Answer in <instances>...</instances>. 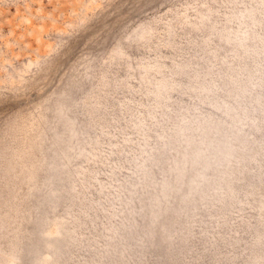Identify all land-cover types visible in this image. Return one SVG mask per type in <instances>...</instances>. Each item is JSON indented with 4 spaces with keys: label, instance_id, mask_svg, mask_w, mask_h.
<instances>
[{
    "label": "rangeland",
    "instance_id": "374dc122",
    "mask_svg": "<svg viewBox=\"0 0 264 264\" xmlns=\"http://www.w3.org/2000/svg\"><path fill=\"white\" fill-rule=\"evenodd\" d=\"M12 253L264 264V0H0Z\"/></svg>",
    "mask_w": 264,
    "mask_h": 264
},
{
    "label": "bare ground",
    "instance_id": "6f19581e",
    "mask_svg": "<svg viewBox=\"0 0 264 264\" xmlns=\"http://www.w3.org/2000/svg\"><path fill=\"white\" fill-rule=\"evenodd\" d=\"M199 124L201 125V127H205V125H207V123L206 122H203V121H199ZM172 149H174L173 147H172ZM229 155H230V153H228ZM197 156H199V153H197V152H195L194 154H193V157H189V155L188 156H186V155H184L183 157H182V165H180L179 166V162L180 161H177V163H176V161H175V163H174V165H178V168H177V170L181 173L182 171H183V169H184V165L185 164H188L189 162L191 163V164H195V162H194V160L196 159V157ZM180 158V157H179ZM55 166H56V168L58 167V164H55ZM172 169H174V168H172ZM179 173V174H180ZM30 176H32V174L30 175ZM29 176V177H30ZM34 178H33V180L31 181V183H33V184H31L32 186L35 184V182H34ZM58 180V177H57V179L55 180V181H57ZM29 186V185H28ZM165 186H167V184H166V182L165 181H162L161 182V191L163 192V194H166V190H165ZM158 204H161V202H159V201H157L156 202V204H154L153 206H155V207H159L158 206ZM68 215H70L71 216V213H68ZM62 216H59L58 217V219L59 220H62V218H61ZM55 218H56V216H55ZM53 232H55V233H57V230H55V231H53ZM48 234H51V236L54 234V233H48ZM8 258H9V261L11 262V264H14L15 262H16V260H17V256H16V254H10V255H8Z\"/></svg>",
    "mask_w": 264,
    "mask_h": 264
}]
</instances>
